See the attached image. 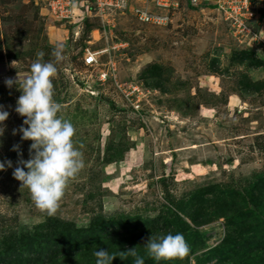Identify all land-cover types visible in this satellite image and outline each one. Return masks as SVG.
Listing matches in <instances>:
<instances>
[{"label":"rangeland","instance_id":"obj_1","mask_svg":"<svg viewBox=\"0 0 264 264\" xmlns=\"http://www.w3.org/2000/svg\"><path fill=\"white\" fill-rule=\"evenodd\" d=\"M254 4L260 19L251 34L237 35L209 6L182 7L153 26L132 8L69 22L51 15L47 0H0V106L9 113L0 125V162L12 161L0 170V264L13 251L3 244L17 248L11 264H89L98 248L124 257L134 247L144 264H221L227 257L235 263L223 264H264V0ZM57 43L65 46L59 62ZM87 49L98 53L97 63L86 64ZM39 52L56 65L53 99L74 125L85 162L52 216L13 176L32 143L19 132L18 86ZM102 73L109 77L101 80ZM6 78L18 82L9 88ZM118 84L140 91L131 100ZM250 188L261 192L257 206L246 196ZM228 192L239 212L234 221L213 217L228 209ZM177 205L199 209L198 221ZM174 213L194 251L156 261L143 244L173 234ZM70 252L83 257L60 260ZM127 260L112 264H133Z\"/></svg>","mask_w":264,"mask_h":264},{"label":"clouds","instance_id":"obj_2","mask_svg":"<svg viewBox=\"0 0 264 264\" xmlns=\"http://www.w3.org/2000/svg\"><path fill=\"white\" fill-rule=\"evenodd\" d=\"M63 43H57L52 55L57 62L63 59ZM43 52L37 53L32 63L30 74L25 76L18 87L22 94L18 97L15 111L25 117L19 128L22 140H31L30 159L19 160L13 176L22 182L34 202L35 207L47 216L56 213L64 194L67 182L84 167L83 153L74 146L75 128L68 119L58 113L62 105L53 99L52 77L57 71L53 62H42ZM18 81L6 78L5 84L11 88ZM9 113L0 106V125L8 118ZM27 125V127H25ZM14 134L16 130H13ZM4 127L0 126V136ZM19 146L14 145L13 150ZM12 167V161L0 162V170L5 166ZM25 168L27 171H25ZM146 255L156 261L184 257L189 247L182 233H168L159 237L150 236L143 244ZM134 258L133 264H144L145 258L137 253L136 248L126 250ZM93 255L95 264H112L115 256L108 250L98 248Z\"/></svg>","mask_w":264,"mask_h":264},{"label":"built area","instance_id":"obj_3","mask_svg":"<svg viewBox=\"0 0 264 264\" xmlns=\"http://www.w3.org/2000/svg\"><path fill=\"white\" fill-rule=\"evenodd\" d=\"M255 0H47L50 14L58 21L77 22L86 16L107 18L115 12H125L132 8L133 15L143 24L161 26L168 23L172 12L182 7L209 6L217 10L223 19L230 23L237 35L251 34V24L260 19ZM98 34L100 31H96ZM99 38H95L97 41ZM255 39V38H253ZM114 45L113 48H117ZM97 52L87 49L85 61L87 65L97 63ZM109 73H102L101 80H106ZM119 90L128 98L140 91L139 87L124 88L118 84ZM136 104H139L136 101ZM138 108V107H137Z\"/></svg>","mask_w":264,"mask_h":264},{"label":"trees","instance_id":"obj_4","mask_svg":"<svg viewBox=\"0 0 264 264\" xmlns=\"http://www.w3.org/2000/svg\"><path fill=\"white\" fill-rule=\"evenodd\" d=\"M260 194H261V192L255 193L254 190H252L250 188V190L247 191V195L246 196H247L248 199H250V201L252 202L253 205L257 206V205L260 204L259 203V200H260L259 195ZM226 200H228L229 202H227V203L230 204V205H228V209L222 208V210H219L218 212L213 214V217H217V218L225 217V218H227L230 221H234V220H236L237 214L239 213L238 210L236 212L233 211V209H235L233 204L236 202V198H235V196L231 195L228 192L226 194ZM181 207L183 208V206L177 205V208H178L179 212H181V214H183V215L186 214V215L190 216L193 220H195V221L197 220L198 221V218L200 217L199 209H194L193 207H191V208H184L185 210H181ZM229 211H231V212H229ZM182 221H183V218L180 216V214H175V223H172V226L174 228L173 234H175L177 232H183V230L181 229V227L183 225ZM180 222H181V224H180ZM249 230L250 229H247V231H249ZM195 243L196 244H195L194 248L200 246L198 241H196ZM187 244L190 247L189 242H187ZM3 245H4V247L6 246V247H9L10 249L12 248V250H13L7 256H5V252H4V256L7 258V260L4 261L5 263H3V264H11L12 258L15 257V255H16L15 253L17 251V248L15 246L10 245V244H3ZM16 245H18L17 242H16ZM189 249H190V253H193L192 251H194V250H192L191 247ZM259 252H261V250H259ZM78 257H83V256L70 252L68 254H63L61 256L60 260H63V259H66V258L76 259ZM114 259L118 260V261L119 260H124V263L126 261H128L127 259L134 260V258L131 255H128V254H126L124 257L116 256ZM229 262L235 263L234 258L227 257L226 259L221 260V264L229 263ZM90 263L95 264V261H89V264Z\"/></svg>","mask_w":264,"mask_h":264},{"label":"bare ground","instance_id":"obj_5","mask_svg":"<svg viewBox=\"0 0 264 264\" xmlns=\"http://www.w3.org/2000/svg\"><path fill=\"white\" fill-rule=\"evenodd\" d=\"M193 169L196 171V172H203L205 169L204 167H202L201 165H194L193 166ZM185 175V174H183Z\"/></svg>","mask_w":264,"mask_h":264},{"label":"water","instance_id":"obj_6","mask_svg":"<svg viewBox=\"0 0 264 264\" xmlns=\"http://www.w3.org/2000/svg\"><path fill=\"white\" fill-rule=\"evenodd\" d=\"M88 91H91L93 93H96V91H94L92 88H90L89 86L86 88ZM235 162H232L230 166H234Z\"/></svg>","mask_w":264,"mask_h":264}]
</instances>
